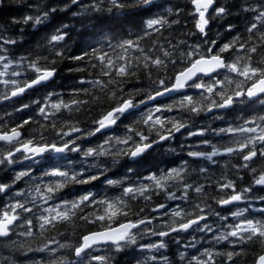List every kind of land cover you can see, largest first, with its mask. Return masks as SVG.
<instances>
[{"label": "snow or ice", "instance_id": "obj_1", "mask_svg": "<svg viewBox=\"0 0 264 264\" xmlns=\"http://www.w3.org/2000/svg\"><path fill=\"white\" fill-rule=\"evenodd\" d=\"M2 2V0H0ZM72 5H77L80 9L74 15H91L92 13L108 12L112 13L113 9L117 10L119 15L128 18L137 14H147L153 8L160 7L155 3V0H107L108 7L104 8L105 0H89L85 3L84 0H70ZM194 5V11L190 13L195 17V29L197 33L203 37L208 36V25L210 19L217 17L223 18L230 15L228 7L217 5L216 0H191ZM215 5V6H214ZM70 5H65V8ZM36 15H26L22 20L14 21V23H23L33 26L45 23L50 16V13L57 12L56 7H51L48 10L41 12L42 6L36 5ZM209 9H212V16L207 14ZM64 10V9H61ZM246 11H255L257 14L254 17L255 21L246 28L248 33L259 32L260 48H264V0L256 6H252ZM179 9L175 15H179ZM172 10L168 9L164 16L150 17L143 22L142 31L129 35L125 38L112 44L106 41L108 48L104 49L102 45L92 47L90 51H84L79 55L68 57L73 61L86 62L92 68L98 69L101 77L108 79L96 80H81L80 83H87L91 88H79L74 90L73 98L65 101L62 96L56 101L44 103L38 108V114L45 120H49L51 116L66 110L69 113L80 112L83 106L89 103L100 102L103 97L109 100H114L116 103L110 109L104 111L99 119L93 120L95 125L93 129L85 131L77 126L76 123L69 121L63 122L62 126L57 129L55 122L51 124V128L56 131V135L62 143H41L36 144L34 138L22 139L24 135L21 129L32 121L25 119L16 127H12L8 131L0 130V141L8 145H17L13 150L6 153L0 151V165H12L13 157L16 153H22L25 160H35L37 157H44L46 153L66 154L68 152L81 153L83 157H106L127 155L130 158H136L153 147L154 143L167 141L175 136V133L181 132L182 129L188 127L186 121L176 116H165L164 113H171L174 110L181 112H189L199 115L201 112H212L213 109H227L233 106L237 101L243 103V98L248 100H256L260 104H264V56L258 61H253V55L258 52V46L252 43V37L249 35L247 41H242L239 34L234 35L231 40L225 42L216 48L215 40L205 39L204 45H207L206 51L203 50L201 44H187L186 41H179L177 44H172L169 41V46L165 48L159 43L158 39H153L151 47H145L143 42L153 37L156 33H162L165 27L171 28L173 24H179V19L169 21L166 17L172 15ZM121 21L116 17L106 19L101 22L95 29L98 36H106L111 31L114 25L120 24ZM68 25H63L62 28L56 29L54 34L50 35L47 40V48L50 53H54L61 61L65 59L63 47H57L64 42L67 33L62 29ZM234 26L230 25L228 31H232ZM195 35L196 33H192ZM0 52H7L4 44H16V39H5L0 36ZM183 46V47H181ZM215 49V51H214ZM159 51V55L155 54ZM226 53H233L229 58L225 57ZM95 60L96 63H92ZM44 61L45 63H41ZM178 62L183 65L174 77H158L152 80L155 73H166L169 65L176 67ZM56 60H49L48 56H37L29 60L27 57H19L13 60L8 55H0V84L9 89L7 92L0 91V100H9L12 97L23 95L30 89H34L40 85H46V82L56 76V69L50 65H54ZM22 69V70H17ZM76 71H85L84 68H77ZM143 70L148 79L156 85L154 91L147 93L143 89L137 88L128 93L124 92L123 85L128 82L129 78L136 76L137 73ZM28 72L33 75L27 79L18 80L15 77H21ZM4 77H7L6 79ZM204 77H208L209 81L205 82ZM193 88L200 90L198 98L191 95L182 97L175 104L164 106L149 107L147 111H141L139 119L134 120L132 125H125V133L123 136H106L103 143L95 147H87L81 151L80 144L77 141L87 137L96 136L98 133L103 134L109 129H114L118 126V122L127 116H134L137 110H140L141 105H148L149 102L156 101L159 97L172 92H181L185 88ZM97 89L103 94L95 95L92 89ZM91 96V101L77 99L75 96L79 94ZM119 93V95H118ZM145 95L144 99L137 100V95ZM55 93H50L45 97L46 101H51ZM125 96L127 98H125ZM214 97H218L219 101ZM35 104H40V101H33ZM29 105L25 104L24 108ZM49 107L52 111H48ZM78 123V122H77ZM142 124L147 129L139 130L136 125ZM253 125L251 127L247 125ZM47 125H41L40 138L45 139L43 130H47ZM65 128L68 130L65 131ZM155 132L157 139H151L152 133ZM219 133L231 134L233 140L230 145H225L222 148L216 145H211V151H189V157L213 161L217 156H239L243 161L237 167L238 169H248L250 172H256L255 168H251V162L260 156L264 158V115L254 116L250 120H245L243 125L238 127H228L219 130ZM218 133V134H219ZM79 134V135H74ZM191 136H203L204 131L189 132ZM202 143L209 144L205 140ZM118 145H130L127 148H118ZM116 148L113 152L112 149ZM175 151V149H173ZM131 171V169H129ZM195 171V170H193ZM201 173L207 172L206 168H200ZM187 161L180 167L171 168L170 170H161L160 174H149L146 179L149 183H134L122 189V194L115 198L97 199L95 194L87 192L77 199L64 200L60 204L44 208L45 214H40L36 217L41 233L48 227L55 228L58 223L70 224L77 217V213H83L84 208L92 207L94 211L91 213L80 215L82 219L88 223H100V231L91 232L82 237V242L79 246L74 247L76 257H81L87 249H94L95 246L105 244L110 245L116 252H120L131 246H138L141 249L159 252L162 249L168 248V242L163 238H172V234L181 232L188 233L191 229L194 232L213 231L210 225L206 222L207 215L204 207L201 204L193 203L192 210L177 205L175 208H170L168 204L159 203L151 209L152 212H161V218L141 216L140 212H134L129 201L139 200L143 198L145 202L152 201V197L163 194L167 200H189V191L191 190L197 196L207 198L208 193L205 191L204 184H193L187 182V177L190 176ZM30 177L33 180L39 179L40 184H37L34 191L35 195L31 196L30 200L9 203L0 210V238H9L18 227L27 225L25 231L18 233L20 236L33 237L32 219H25L20 224L22 213H31L33 208L27 207V203L35 205L36 198L40 197L45 203L52 200L56 193L65 188L68 184H88L99 179L98 175H90L84 177L83 171L76 172L74 170H61L60 168H52L45 170L41 177H32L30 171H21L17 173L12 181L21 180L23 177ZM49 177L47 182L43 178ZM242 178V177H241ZM223 182L216 181L220 191L231 190V194L227 197H221L216 200V203L221 206L231 205L235 202H240L247 199L246 194L252 191V187L243 188L240 191L236 190L234 180L228 179L227 176L222 177ZM109 185H121L123 180L106 181ZM254 185L264 186V171H261L259 176L254 179ZM12 184L0 183V193H6ZM175 188V191L170 189ZM177 192L181 195L177 196ZM15 196H24L23 191L14 193ZM127 198V199H125ZM264 200V196L257 197ZM99 205V208L96 206ZM248 209H239L231 213L232 217L236 218L237 222L227 225V231L215 235L213 240L216 243L227 242L234 247L239 245H247L249 243L259 242L264 246V218L255 219L245 217ZM99 213V214H98ZM261 216L264 217V209H260ZM219 216V213H214ZM135 216L136 219L131 217ZM163 216H168L169 220L153 226V220L161 219ZM124 219H121V218ZM244 217L243 219H240ZM221 220H227L228 217L221 216ZM202 221L205 223L201 224ZM145 237H158L159 239L149 244H138L139 239ZM195 240V237H192ZM15 244V241H12ZM55 243L56 248H49V244ZM179 244V241H176ZM71 245L60 243L52 240L37 251H50L53 255L60 249L68 248ZM20 248L24 245L20 244ZM195 248L196 244L185 245V248ZM33 249L29 248L28 251ZM199 251V250H198ZM244 254V248L240 251H227L224 253L215 252L210 249H204L199 255L188 256L186 252H181L180 260L185 264H216L214 259L217 255H223L226 258L225 264H233L236 257H241ZM151 261H156V256L149 258ZM91 260L99 261L100 264H109V258L105 256H93ZM163 264H172L166 255L162 256ZM255 264H264V254L258 255Z\"/></svg>", "mask_w": 264, "mask_h": 264}, {"label": "trees", "instance_id": "obj_2", "mask_svg": "<svg viewBox=\"0 0 264 264\" xmlns=\"http://www.w3.org/2000/svg\"><path fill=\"white\" fill-rule=\"evenodd\" d=\"M84 2L88 3L89 0H84ZM155 3L160 5V7L153 8L150 13L137 14L125 18L124 16L119 15L116 9H113L112 13L101 12L84 16L74 15V13H78L80 9L77 5H72L70 0H2V2H0V36L5 39H16L17 43L14 45L4 44L3 46L7 49V52H0V55L6 54L13 60L18 59L19 57H27L29 60H32L37 56H48L49 60H56V63L50 66L56 69L57 74L55 80L50 84L26 94L20 100L0 105V130L8 131L12 127H16L18 124L22 123L23 120L28 119L32 122L21 129L26 139L34 138L35 143L55 142L59 144L62 141L56 135V131L51 128L53 122L56 123L57 129H59L65 121L76 123L78 127L85 131L93 129L95 125L92 121L99 119L104 111L110 109V107L114 106L116 103L114 100H109L107 97H103V94L95 88L92 89V93L102 96L103 99L100 102L89 103L83 106L80 112L69 113L66 110H63L56 113L54 116H51L47 121L38 114V108L44 103L50 104L51 102H56L61 96L67 102L73 98L74 90L79 88H91V85L87 83L81 84V80L108 79L107 77H101L98 69L92 68L86 62L73 61L68 57L79 55L84 51H90L92 47L100 45L107 50L108 45L106 41L115 44L119 40L129 38L128 34L135 35L141 32L145 20L154 16H164L168 9H171L173 14L166 18L169 21L179 19L180 23L173 24L171 28L165 27L162 29V33H156L153 37H150L147 41L143 42L146 50L151 47L153 39H158L159 43L165 48L169 46V41L172 44H177L179 41L183 40L189 45L197 43L201 44L203 50L206 51L207 45H204L205 39L209 41L215 40L217 42L216 48H219L221 44L228 42L234 35L239 34L242 41H247L249 35H251L252 43H255L258 46V52L253 55L254 62L260 60L262 56H264V48L259 47V32H253L250 34L246 31V28L250 26L251 23H259L254 20L257 13L255 11L244 10L258 5L260 0H216L217 5L228 7L231 14L226 15L223 18L217 17L216 19H210L207 29L208 36L206 38L199 35L195 29V17L190 14L194 11L191 0H155ZM37 4L42 6L41 12L50 9L51 7H56L57 12L50 13L49 19L41 25L33 26L31 23L28 25L14 23V21L22 20L26 15H36ZM65 5L70 6L65 8ZM103 7H108L107 0H105ZM178 9L180 11L177 16L175 13ZM211 16L212 13L209 17ZM112 17H116L121 23L114 25L112 31L108 35L98 36L97 38V32L95 31L97 26H99L102 21L111 19ZM63 25H68V27L62 29L67 33L65 41L57 46L63 47L66 45V47H63L65 59L61 61L54 53L48 51L46 45L50 35L54 34L56 29L62 28ZM230 25L234 26L231 32L228 31ZM192 33L196 34L193 35ZM0 43H3V41L0 40ZM155 54L159 55L160 53L157 51ZM232 55L233 53H226L225 57L229 58ZM41 63L45 62L42 61ZM92 63H96V61L93 60ZM181 67H183V65L179 62L175 68L169 65L166 73L154 72L152 80H156L158 77H174ZM77 68H84L85 71H76L75 69ZM30 75H33V73L28 72L26 75L22 76L24 79H27ZM123 88L125 93L137 88L143 89V92L147 93L149 91H154L156 85L148 79L143 70H140L136 76L129 78L128 82L124 83ZM0 91L7 92L9 89H4L2 84H0ZM50 93H55L56 95L52 96L51 101H46L45 97ZM198 97L199 95L194 96V98ZM75 98L91 101V96L83 93L75 96ZM125 98L127 97L125 96ZM144 98L145 95L143 94L136 96L137 100ZM215 99L219 101V98ZM37 100L40 101V104L33 103V101ZM177 101L178 100L174 99L166 100L161 103V106L175 104ZM25 104L29 105L26 109L24 108ZM48 111L51 112L52 109L49 107ZM203 113L204 112H201L199 115H195L189 112L174 110L171 113L166 112L164 115L182 118L187 124L191 125L206 123V126H210V119L207 118V120H205ZM139 116L140 115L137 113L134 116L122 118V120L118 122V126L114 133L116 132L118 133V136H123L125 133V125H132L134 120L139 119ZM42 124L48 126L47 130H43V135L45 137L43 140L40 138ZM136 127L141 131H145L147 134V129L144 125L137 124ZM67 130L68 129L65 128V131ZM204 135L205 138L201 139V143L207 140L212 141V144L216 143L218 146L221 144L220 140L216 137H214L213 141L212 133ZM106 136L107 135H96L87 137L83 140L77 141V143L80 144L81 151H83L87 147H95L96 145L101 144ZM156 138L155 132H153L151 139ZM177 146H179V139L176 145L173 143L172 145H163L154 149L147 155V157H144L136 164H131L128 161L127 155L85 158L81 153L72 152L66 160V162L69 163L64 165L62 169L76 170L78 172L83 171V178H87L90 175H98L99 179L88 184H68L65 188L56 193L54 198L47 203L53 200L54 202H57L77 199L79 196L87 192L94 193L97 199L119 197L122 194L123 188L134 183H148L149 181H144V178L147 175L152 173L159 175V171L164 167L172 165L175 161L181 159V157H175V151H173V149H181ZM12 149V146H6L0 142V151L6 153ZM84 159H86L85 162ZM240 161V159H234L232 161L226 159V162L218 169L212 167L214 173H211L207 178L201 177L197 180L195 176L190 175L187 177V182L189 183H193L194 185H205V191L208 193L207 198L197 196L190 190L189 200L187 201H170L167 200L163 194L159 196L154 195L150 202H145L143 198L129 201L134 212H140V209L143 208L144 211L140 212V215L147 216L148 218H161V214H155L151 211V209L159 203H168L170 207L180 205L189 211L192 210L193 203L201 204L202 207L207 205L209 206L205 207V214L208 216L207 223L213 231L174 233L172 234V238H163L168 242V248L162 249L159 252L155 250L149 251L147 249H141L138 246H131L120 252H116L111 246H108L106 248L95 249L78 258L75 256L74 247L80 245L82 237L91 232L102 230L99 222L93 224L79 219L80 215L91 213L94 209L92 207H86L84 208L83 213H77V217L72 223H58L55 228L48 227L43 233H41L36 217L43 213L32 203H27L26 206L33 208V211L31 213H22L21 221H18V224L25 219H32L34 236L27 237L18 234L26 230L27 225L25 224L22 226L23 228H16L15 232L9 238L5 240L0 239V264H100L99 261L91 260V257L93 256H105L109 258V264H163V255H166L172 264H185V262L180 260L179 254L181 252H186L188 256H192L199 255L204 249L224 253L227 251H240L241 248H244V254L241 257H236L233 264H254L258 255L264 253V246H261L259 242L249 243L247 245L237 244L234 247L227 242L214 243L213 240V237L219 235L220 231L225 232L228 230L227 225L237 222L236 218L230 216L228 209L222 210L216 203L217 199L228 194L226 193L225 195H222V193H220V190L215 183L216 181L223 182L222 177L226 175L228 179L235 181L237 191H240L243 188L252 187V195L257 194L258 196L262 194V196H264V189L257 190L253 183L259 172L236 171L234 166L240 165ZM52 163L55 164L54 162H51L50 159L43 161V164L40 167L34 169V177H40L41 172L43 175L45 170L54 168ZM19 166L24 167L27 165L24 164ZM129 169H131V171H129ZM263 169L260 171H264ZM17 170L18 167L11 168V166L7 164L0 165V183L12 184V187L6 193H0V210L9 203H13L15 201L14 199L18 200L22 197L30 200L31 198L27 191L30 190L31 192L35 188L29 187L41 182L38 180L36 183L35 180L29 181L28 177H23L21 180L13 184L12 181L17 174ZM108 179L123 180L124 182L121 185L114 186L109 185L106 182ZM170 190L175 191V188ZM19 191H23L25 195L15 196L14 193ZM179 195H181V193L177 192V196ZM38 202L39 201L36 199L35 204ZM47 203H45V205H47ZM261 204L264 206V201L258 205ZM99 207V205L96 206V208ZM214 213H219V216ZM221 216H226L228 219L221 220ZM131 218L136 219L137 217L132 216ZM121 219L124 218L122 217ZM167 220H169L168 216H163L162 220L155 219L153 221V226ZM193 236L195 237V240L192 239ZM53 239L60 243H67L71 246L60 249L55 255L50 251L41 252L36 250ZM158 239V237H145L144 239H139L138 244H149ZM12 241H15L16 243L13 244ZM176 241H179V244H177ZM192 243L196 244L195 248H185V245H190ZM20 244H23L24 247L20 248ZM56 247L57 245L55 243L49 244L50 249ZM29 248L33 250L28 251ZM151 256H156V261H151L149 259ZM214 259L216 264H225L226 261V258L223 255H217Z\"/></svg>", "mask_w": 264, "mask_h": 264}, {"label": "rangeland", "instance_id": "obj_3", "mask_svg": "<svg viewBox=\"0 0 264 264\" xmlns=\"http://www.w3.org/2000/svg\"><path fill=\"white\" fill-rule=\"evenodd\" d=\"M7 77H5V79H6ZM15 79H18V80H22V79H24V77L23 76H21V77H15ZM2 87L5 89V86L4 85H2ZM7 89V88H6ZM189 95H191V96H196V95H200V93L198 92V89H193L192 88V91L189 93ZM182 98V97H181ZM180 98V99H181ZM180 99H178V100H180ZM239 106H238V108H237V110L235 111V112H241V110L243 109V108H245L246 106L244 105V104H238ZM160 106V105H159ZM247 115L248 116H251V117H247V118H245L244 120H242L241 122H236V123H231V122H226V121H223L222 120V122H220V128H219V130L220 129H222V128H228V127H238V126H240V125H243L244 124V121L245 120H250L252 117H254L255 115L256 116H260V115H264V104H259V110L261 111V112H259L258 114H257V112H255L253 109H252V107H247ZM145 111H147V109L145 110ZM244 115H241L240 114V117L242 118ZM247 126H249V127H251V126H253V125H247ZM192 132V131H191ZM218 133H219V131H217ZM107 136H118V133H113V134H110V135H107ZM197 136H199V135H197ZM197 136H191V135H189V132H188V138H190V144H189V147H190V149L188 150V152L189 151H200V148L203 146V144L201 143V142H199L198 140H197ZM217 137L219 138V139H221V140H228V141H232L233 140V136L231 135V134H224V133H219V134H217ZM226 138V139H225ZM104 141V140H103ZM210 142V141H209ZM103 143V142H102ZM211 145H213V144H211ZM130 145H118V146H116V147H118V148H127V147H129ZM116 151V148H113V152H115ZM187 157H188V155H185V159H187ZM86 158V157H85ZM20 160H22V158H17V159H14V161H16L15 163H13L12 165H9V166H11V167H14L15 165H17L18 164V162L20 161ZM86 161V159H84V162ZM69 162H66V161H61V162H59V163H57V164H51L52 166H54L55 168H60V169H62L63 168V166L64 165H67ZM43 164V161H36V162H34V163H31V164H28L27 166H24V167H18V170H17V173H19V172H21V171H30L31 172V176L32 177H34V175H33V172H34V169L35 168H37V167H40L41 165ZM199 167V169L200 168H205V165L204 164H201V165H199L198 166ZM51 170V169H50ZM62 170H65V169H62ZM74 171H76V170H74ZM163 171H166V170H163ZM76 172H78V171H76ZM161 171H159V173H160ZM41 176H42V172H41ZM40 176V177H41ZM148 176V175H147ZM146 176V177H147ZM26 177H28V176H26ZM38 177V176H37ZM28 179H29V181H32L33 179L32 178H30V177H28ZM50 179H54V178H49V177H44L43 178V180H44V182H47V181H49ZM38 180L39 179H36L35 180V182L37 183L38 182ZM144 181H146V179L144 180ZM41 182H38L37 184H40ZM37 184H34V185H31L29 188H35L36 187V185ZM28 193H29V195H30V198H31V196L32 195H35V191L33 190V191H31L30 192V190H28L27 191ZM39 202L38 203H36L35 204V206L37 207V209L39 208V210L42 212V210L44 209V208H48V207H52V206H55V205H58V204H60L62 201H57V202H54V200L53 201H50L49 203H47V205H45V203H44V201L40 198V197H37L36 198ZM15 201L13 202V203H15L17 200L16 199H14ZM18 200H20V201H25V200H29V199H24V198H20V199H18ZM176 206H173V207H171V208H175ZM246 209H248V211L245 213V215L247 216V217H250V216H252V218H253V216L254 215H256V214H258L259 215V219H262V218H264V217H262L261 216V213H260V209H264V206H259L258 208H255L254 206H249V207H247ZM239 210V209H238ZM237 211V210H236ZM43 213V212H42ZM43 214H45V213H43ZM28 227V226H27ZM23 228V227H22ZM221 232H224V231H220V233ZM219 233V234H220ZM214 243H216L215 241H214ZM92 255H93V253H92Z\"/></svg>", "mask_w": 264, "mask_h": 264}, {"label": "water", "instance_id": "obj_4", "mask_svg": "<svg viewBox=\"0 0 264 264\" xmlns=\"http://www.w3.org/2000/svg\"><path fill=\"white\" fill-rule=\"evenodd\" d=\"M214 6H215V5H214ZM211 11H212V9H209V12H208L207 15H209V14L211 13ZM56 74H57V72H56ZM55 77H56V76H55ZM55 77H53L52 80L46 82V85L49 84V83H51V82L55 79ZM204 78H208V77H204ZM42 86H45V85H40V86H37L36 88H38V87H42ZM36 88H34V89H36ZM34 89H30V90H28L27 92L33 91ZM186 91H187V88H185V89L182 90L181 92H172V93H170V94H166V95L163 96V97H159L156 101L149 102L148 105H141L140 109H142L143 107L149 106V105H151V104H155V103H157L158 101H161V100L167 99V98H169V97H174V96H177V95H180V94H184V93H186ZM27 92H25V93H24L23 95H21V96H18V97H12V98L9 99V100H2V102H1L0 104H3V103L8 102V101H12V100H18V99H21V98H23V97L25 96V94H26ZM253 101H254V100H253ZM232 107H233V106H232ZM232 107L227 108V109H213L212 112H206L205 116H210V115H213V114H215V113H217V112H220V111L230 110ZM137 111H139V110H137ZM114 128H115V127H114ZM112 130H113V129H109V130H107L105 133L110 132V131H112ZM22 138H23V136H22ZM0 142H3V141H0ZM163 142H165V141H160L159 143H154L152 148L148 149L145 153H143V154H142L141 156H139V157H136V158H130V161H136V160L142 158V157H143L146 153H148L151 149H153L154 147H156L157 145H159V144H161V143H163ZM18 154H21V153H16L15 156H17ZM46 154H47V153H46ZM63 155H65V154H56V153H53V157H59V156H63ZM15 156H14V157H15ZM44 156H45V155H44ZM38 158H43V157H37L36 159H38ZM30 160H31V159H29V160H25V161H30ZM244 203H245V201L243 200V201H240V202H235V203H233V204H231V205H225V206H223V207H229V206H232V205H238V204H244ZM157 213H158V212H157ZM202 222H203V221H202ZM202 222H201V223H202ZM190 230H191V229H190ZM87 235H88V234H87ZM0 239H7V238H0ZM98 246H109V245L101 244V245H98ZM95 247H96V246H95ZM89 250H90V249H87V250L85 251V253H86L87 251H89ZM254 264H255V263H254Z\"/></svg>", "mask_w": 264, "mask_h": 264}, {"label": "flooded vegetation", "instance_id": "obj_5", "mask_svg": "<svg viewBox=\"0 0 264 264\" xmlns=\"http://www.w3.org/2000/svg\"><path fill=\"white\" fill-rule=\"evenodd\" d=\"M243 101H246V107L248 106V105H250V104H254V108L256 107H258V104H260L258 101L257 102H251V101H248L247 99H244ZM242 104V103H241ZM237 105V104H236ZM246 107L245 108H243L242 110H241V112H239L241 115H244L243 117H242V120H244L248 115H247V112H246ZM236 108V106L234 107V109ZM237 109H235V111H236ZM232 111V110H231ZM235 111H233V112H231V113H234V115H236L237 113H238V111L237 112H235ZM218 116V115H217ZM218 118V117H217ZM217 118H215V119H217ZM198 127H200L202 130H205L206 129V123H198V125H197ZM187 128H190V124H188V127ZM187 128H185V129H187ZM185 129H182L181 130V132L180 133H183L184 132V130ZM179 133V132H178ZM178 134L177 133H175V136L170 140V142H169V144H172L175 140H176V136H177ZM219 157L217 156V157H215L213 160L215 161V162H218L219 161ZM232 159H240L239 158V156H233L232 157ZM241 160V159H240ZM184 162H185V159H183V158H181V159H179L178 161H177V165L176 166H181V165H183L184 164ZM240 163H243V161L241 160L240 161ZM250 167L251 168H255L256 169V172H261L260 170L262 169V168H264V158H262V157H260V156H257L252 162H251V164H250ZM242 169V168H241ZM259 173H257V177L259 176ZM256 177V178H257Z\"/></svg>", "mask_w": 264, "mask_h": 264}]
</instances>
